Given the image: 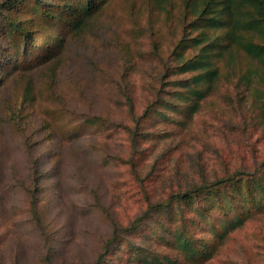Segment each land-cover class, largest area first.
<instances>
[{
    "label": "rangeland",
    "instance_id": "rangeland-1",
    "mask_svg": "<svg viewBox=\"0 0 264 264\" xmlns=\"http://www.w3.org/2000/svg\"><path fill=\"white\" fill-rule=\"evenodd\" d=\"M6 1L0 0V264H97L117 229L104 264H150L158 252L183 259L160 240L167 236L162 228L176 229L179 211L171 220L145 211L172 192L261 169V64L237 47L234 61L212 58L220 78L195 111L193 86L167 81L196 74L176 70L200 55L201 47L182 53L184 43L206 33L207 46L221 35L187 32L199 2L110 0L66 37L55 58L24 69L19 59L29 48L21 29L48 28L31 10L66 0ZM242 35L264 43V32ZM38 40L47 42V35ZM155 103L158 111L146 115ZM129 129L146 136L133 144ZM225 192L240 197L230 208L248 220L223 239L217 231L224 226L207 229L202 238L213 258L202 264H264V197L252 199L244 179L219 191L226 203Z\"/></svg>",
    "mask_w": 264,
    "mask_h": 264
},
{
    "label": "trees",
    "instance_id": "trees-1",
    "mask_svg": "<svg viewBox=\"0 0 264 264\" xmlns=\"http://www.w3.org/2000/svg\"><path fill=\"white\" fill-rule=\"evenodd\" d=\"M110 0H66L60 5H40L31 11L42 16L47 29L27 31L21 29V34L29 52L23 53L19 59L21 67H36L44 62L55 58V52L65 45L68 35L77 34L86 26L95 14L103 10ZM200 4L198 16L187 26V32L200 30L221 32L219 38L214 39L212 44L204 46L206 33H200L194 38H190L183 46L181 52L186 49L200 48V55L195 58L183 60L176 70L180 75L192 74L190 78L178 81H167L169 85L181 84L185 88L193 86L189 94L198 99V104L194 107L197 111L200 103L217 86L220 78L219 69H213L212 58L224 59L225 54L229 57L225 61H234L237 49L244 52L246 56L259 62L264 70V43H254L246 41L242 35L244 32H264V0H196ZM8 4H14L15 0H7ZM16 5V3H15ZM242 15H248V20H244ZM8 26L19 30V26L12 19H7ZM47 35V42L39 43L38 36ZM179 48V47H178ZM179 48V49H180ZM177 50V48H176ZM213 53V55L211 54ZM177 73V74H178ZM204 87V88H202ZM160 96V95H159ZM180 93L179 99H183ZM170 107L172 102L162 101ZM162 105V104H161ZM157 103L150 105L146 110V115L158 111ZM164 106V105H163ZM147 117V116H145ZM132 143L136 144L140 137L137 129H129ZM261 169H264V162ZM260 169V170H261ZM257 170L255 173H236L232 176L224 177L213 182L197 186L184 192H172L164 200L149 202L145 211L147 216L150 213H164L168 219L176 210L179 217L173 220L176 222V229L173 231L163 229L162 235H170L173 239L168 240L167 236L161 237L169 246L178 250L183 259H171L169 256L162 255L160 252L151 254L150 264H202L213 258V247L206 244L202 238L207 229L217 230L221 226L223 230L218 232V238H225L235 227L241 226L248 220L246 216L237 211L236 207L230 208L231 203H239L240 197L233 194L224 193L226 203L219 198V191L226 188L229 184L233 185L238 180H245L249 187V195L252 199L258 200L264 197V171ZM207 196V201L202 197ZM251 202V201H250ZM252 203V202H251ZM227 204V205H226ZM262 210L264 209V204ZM182 206H187L189 211L185 212ZM228 210V214L226 212ZM191 211L193 216L191 215ZM187 214V218L186 217ZM233 215V218L232 216ZM133 230V229H132ZM231 230V231H230ZM119 229L108 240L104 246L97 264H104L106 257L117 242Z\"/></svg>",
    "mask_w": 264,
    "mask_h": 264
}]
</instances>
